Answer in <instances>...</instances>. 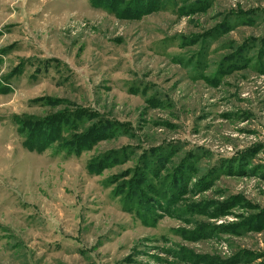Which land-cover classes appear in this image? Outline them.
Listing matches in <instances>:
<instances>
[{
  "label": "rangeland",
  "instance_id": "obj_1",
  "mask_svg": "<svg viewBox=\"0 0 264 264\" xmlns=\"http://www.w3.org/2000/svg\"><path fill=\"white\" fill-rule=\"evenodd\" d=\"M0 264H264V0H0Z\"/></svg>",
  "mask_w": 264,
  "mask_h": 264
}]
</instances>
